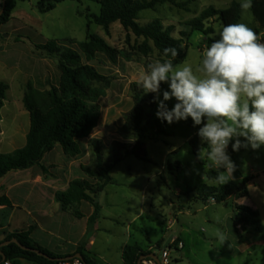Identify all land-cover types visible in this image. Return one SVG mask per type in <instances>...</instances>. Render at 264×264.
<instances>
[{"label":"rangeland","instance_id":"374dc122","mask_svg":"<svg viewBox=\"0 0 264 264\" xmlns=\"http://www.w3.org/2000/svg\"><path fill=\"white\" fill-rule=\"evenodd\" d=\"M179 1L188 4L187 10L164 4L155 10L142 12L138 23L145 25L158 19L165 27L172 26V36L175 39L183 38L189 44L184 51L183 62L178 65L191 66L200 75L197 69L201 66L204 52L211 45L209 39H219L218 33L223 25L216 18L205 22V28H212L214 32L206 36L193 31L190 22L209 7L216 10L227 9L234 2L241 3V0ZM38 2L39 0L18 2L16 19L9 26L2 27L5 34L2 35L0 43L5 49H20L25 44L28 52L36 54L32 47L34 44L56 41L79 51L78 44L86 41L90 26L91 34L105 39L112 48L131 56L130 61L120 56L116 63H112L105 55L100 54L89 62L99 73L111 79V85L99 101L101 118L98 127L89 138L81 141L84 155L80 159L66 160L61 146L57 145L42 161L47 167V173L57 177V185L61 189L83 176L80 166L96 168L92 147L94 140L100 141L105 161L109 160L115 150H120L124 156L121 144L127 149L135 145L133 137L120 134L126 114L134 106L131 84L137 83L149 63L163 62L165 59L155 50L147 56L133 50V46L136 43L141 44L143 40H136L131 34L129 41L127 31L119 23L111 26L109 35L99 25L90 24L87 15H99L98 3L88 0L65 1L58 4L53 11L41 14L37 9ZM239 23L252 28L260 41L264 42V30H257L250 9L243 10ZM183 32L188 36L183 37ZM47 59V69L40 65L30 77L25 78L22 70L18 68V74L14 77L17 80L11 83V77L7 78L0 71V82L11 85L1 111L0 144L8 145L3 148V152H11L26 145L30 115L24 107L23 97L27 83L31 82L43 91L49 90L51 85H59L61 73L57 64L55 60ZM83 61L87 63L85 57ZM45 74L47 79H41L39 75ZM165 90H169L168 84L162 83L160 99H163L162 93ZM165 103L171 109L176 100L173 98ZM156 111L157 103L147 111V122L150 125L144 138L143 150L147 161L134 155L124 156L123 161L111 173L113 183L97 196V202L102 207L97 222L99 231L93 236L95 243L92 244L94 246L90 249L91 252L86 255L101 264H124L120 252L127 241L129 244H138L148 252L150 242H157L165 227L172 221L173 233L177 237L182 233L184 248L177 251L172 248L170 264H264V146L257 150L242 147L239 151H233L230 143L227 149L236 165L234 181L249 180L248 198L234 195L226 203H212V199L204 203L198 197V188L202 185L218 187L220 184L208 177L210 171L217 170L208 167L207 161L198 160L194 153L196 147H206L197 135L202 125L193 126L191 118L168 124L155 116ZM160 131L164 134H159ZM239 139L242 142L244 140L243 137ZM176 164H180V167ZM220 171L225 169L221 168ZM24 193L25 191L19 189L13 190L11 195L16 203H21L25 198ZM54 204L59 206L56 202ZM21 206L22 209H9L4 213L1 211L0 225L11 231L25 229L29 217L25 211L26 206ZM237 206H248L257 210L260 225L247 228L238 225ZM77 209L84 214H90L93 206L82 203ZM220 233L226 237L223 243L218 239ZM162 252V248L150 249V253L157 255L160 260Z\"/></svg>","mask_w":264,"mask_h":264},{"label":"trees","instance_id":"16d2710c","mask_svg":"<svg viewBox=\"0 0 264 264\" xmlns=\"http://www.w3.org/2000/svg\"><path fill=\"white\" fill-rule=\"evenodd\" d=\"M19 1L27 0H7L4 13L0 17V28L11 20V16ZM65 1L81 0H39L37 9L41 14L53 11L58 4ZM100 5L99 15L89 14L90 24L95 23L102 27L107 35L113 24L119 23L127 31V39L130 41L131 34L136 40L142 39L141 44L136 43L133 50L149 55L154 50L164 58L178 65L184 60V51L189 44L184 39H175L172 36L174 28L165 27L163 23L156 19L145 25L138 23L139 16L146 10H155L158 6L170 4L178 9L187 10V3L179 0H88ZM241 3L234 2L227 9L216 10L209 7L204 10L199 17L190 22L193 31L201 32L206 36L212 35V28H205V22L211 19H218L223 26L239 23L242 19L243 9ZM251 12L258 29L264 30V0H253ZM86 41L78 44L79 51L66 44L56 41H49L45 44H34L32 47L36 54L55 60L61 73L59 85H51L47 91H41L29 82L23 97V104L30 115V129L27 134L26 145L11 153L0 154V180L11 172L30 169L39 166L43 173L47 169L41 166L44 157L51 153L57 145H60L63 154L68 160L83 156L84 149L81 140L91 136L98 127L101 118L100 99L106 95V90L111 85V79L99 73L89 62L95 60L98 55H105L112 63H116L119 57L130 61L131 56L121 53L112 48L105 39L91 34L88 26ZM187 37L186 32L182 33ZM19 38H22L19 35ZM213 40L209 39V44ZM210 46V45H209ZM174 47L178 51V56L172 57L169 53L164 55V49ZM83 57L87 63H84ZM9 86L0 82V112L7 99ZM131 94L134 102L132 110L126 114L125 124L120 129V134L124 137H133L136 141L131 149H127L121 144L124 156L134 155L138 159L147 161L143 155L144 138L148 132L150 123L147 122V111L155 105L154 95L145 93L137 83L131 84ZM1 121V114H0ZM166 122V121H165ZM159 134H164L160 131ZM96 157V168L91 169L81 166V171L88 179H76L70 182L67 191L57 192L55 201L62 205L66 211L72 210L82 202L90 203L94 207V213L88 220V230L97 222L100 217L101 206L97 202V196L102 193L108 185L113 183L112 171L120 164L124 156L120 150H115L108 161H105V154L100 141L92 142ZM198 147L194 153H198ZM179 168L180 164H176ZM171 169L172 167L169 166ZM217 171H210L208 177L215 179ZM248 179L241 181L231 180L218 187H208L202 185L198 188V197L204 203L214 199L215 203H226L234 195L248 198ZM13 204L8 196H0V208L13 209ZM3 213V212H2ZM74 215L81 219L84 217L79 210H74ZM238 225L243 227H253L260 225L259 213L248 206H237ZM236 225V226H238ZM2 226L0 225V228ZM35 227L30 226L27 230L14 231L5 234L0 240V245L16 239L22 246L39 250L48 258L39 256L30 251L21 249L16 244H11L0 249V264L10 261L12 264H22L27 261L32 264H58L51 259H63L81 254L86 264H99L95 259H91L82 252L86 245V236L80 242L77 252L73 255L61 256L42 247L31 237ZM163 242L157 244L158 249L163 247ZM3 253V255H1ZM151 253L144 252L138 245H127L122 252L124 264H138L141 256Z\"/></svg>","mask_w":264,"mask_h":264},{"label":"clouds","instance_id":"9594fccd","mask_svg":"<svg viewBox=\"0 0 264 264\" xmlns=\"http://www.w3.org/2000/svg\"><path fill=\"white\" fill-rule=\"evenodd\" d=\"M240 7L251 9L252 0H241ZM218 36L203 54L200 75L191 66L155 61L137 84L145 93L156 94L155 116L162 122L191 118L193 126L202 125L197 135L206 147L198 149L197 159L216 169L215 180L223 185L234 179L236 170L227 152L230 143L233 151L264 146V42L244 23L225 25ZM169 53L178 56L174 47L164 49L165 56ZM162 83L169 90L160 99ZM173 98L176 103L169 109L165 102ZM218 239L226 241L223 233Z\"/></svg>","mask_w":264,"mask_h":264},{"label":"crops","instance_id":"0c3cea01","mask_svg":"<svg viewBox=\"0 0 264 264\" xmlns=\"http://www.w3.org/2000/svg\"><path fill=\"white\" fill-rule=\"evenodd\" d=\"M3 2L4 0H0V11L2 9ZM16 9L14 10L11 16V20L7 24L3 25L2 27L9 26L10 23L16 19L15 18ZM2 27L0 28V39L2 35L5 34L4 30H2ZM13 30L17 31V29H13ZM23 45H24V48L21 47L20 49L8 50V49H5L4 46H2L0 43V71L6 74L7 78L8 76L11 77L9 79L10 83L17 80L14 77H16L18 74L17 73L18 68L22 70V73L26 78V77L33 76L34 72L37 70V68L40 65H42L41 67H46V69L49 66L47 58L42 59L41 55L32 54L30 51L28 52V48L25 46V44ZM12 74H13V77H12ZM39 76L41 79H47V74L39 75ZM8 86H9L8 91H10L11 85H8ZM34 87L38 90H41L37 88L35 85ZM1 121H2V116H1ZM0 146L2 147V148L0 147L1 148L0 154H7V153L13 152V151L3 152V148L8 146L6 144L3 146L0 144ZM81 157L77 159H80ZM64 158L67 160L65 155H64ZM42 163L43 162H41V166H44L47 169V167ZM56 168L58 169V167ZM80 169H81V166H80ZM82 175L83 176H81L78 179H88V178H85V175L83 172H82ZM56 178L57 177H55L52 174L43 173L39 166H34L27 170L11 172L0 180V196L2 195L8 196L14 206L13 209H22L21 205L26 206L25 211L29 217V220H28V223L25 229L23 230H27L30 226L35 227V230L31 237L39 245H41L42 247L58 255L68 256V255H73L77 252L80 242L86 236V245L82 248V252L86 255L87 252L88 253L91 252L90 249L94 246L92 245L93 243H95V237L93 236H95L97 232L99 231L98 225H97V222L99 219L92 226V228L88 230V220L90 216H92V214L94 213V207H93V211L90 214H84L82 212L84 217L79 219L74 215L73 212L75 209L79 210L77 209V206H80L82 203H87V202H82L81 204L75 206L74 208H72V210H69V211L64 210L62 205L59 203H58L59 206H55L54 204L56 202L55 194L57 192L67 191L69 184H70L68 183L66 187H63L60 189L57 185ZM19 189L21 191L22 190L25 191L24 193L25 198L23 199L21 203H16L11 193L13 190H19ZM7 210L9 209L2 208L0 209V212L2 211L4 213ZM101 211H102V207H101ZM173 225H174V222L172 221L169 222V226L165 227V231L163 232L162 237L155 243L150 242L149 251L147 253H150V249L152 247L158 248L157 247L158 243L163 242L165 244L172 236L173 238H172V241L169 247L173 248L172 242H173V239L175 238L179 239V241L183 243L182 233L179 237H177L172 231ZM11 232H14V231H11L8 227H1L0 228V240L4 239L5 234L11 233ZM127 245H138V244H129L127 241L124 244V246L121 248V252H120L121 257H122L123 249ZM141 249L143 250L142 247ZM24 263H29V262L22 261V264Z\"/></svg>","mask_w":264,"mask_h":264},{"label":"water","instance_id":"95a60500","mask_svg":"<svg viewBox=\"0 0 264 264\" xmlns=\"http://www.w3.org/2000/svg\"><path fill=\"white\" fill-rule=\"evenodd\" d=\"M6 1H7V0H4V2H3V6H2V9H1V11H0V17H1V15L4 13L5 6H6ZM172 238H173V236H172V237H171V238H170V239H169V240L163 245V247H162L163 250H170L169 245H170V243H171V241H172ZM11 244H16V245H18V246H19L21 249H23V250L30 251V252H33V253H35V254H38L39 256H42V257L48 258L47 255L41 253L39 250L29 249V248H26V247L22 246V245H21L16 239H13V240H11V241H7V242L1 244V245H0V249H1L2 247H5V246L11 245ZM1 255H3V253H1ZM73 258H78V259L83 260V256H82L81 254H76V255H74V256L67 257V258H63V259H51V260H52V261H57V262H59V261H61V260H65V259H73ZM147 259H152V260H154V261L156 262V264H161V263H160V260H159V258H158V256L155 255V254H149V255H146V256H141L140 259H139V261H138V264H141L144 260H147ZM3 260L5 261V258H3ZM99 264H101V263H99Z\"/></svg>","mask_w":264,"mask_h":264},{"label":"built area","instance_id":"2783aa9c","mask_svg":"<svg viewBox=\"0 0 264 264\" xmlns=\"http://www.w3.org/2000/svg\"><path fill=\"white\" fill-rule=\"evenodd\" d=\"M212 203H215V200L212 199ZM172 246L174 248V251L182 250L184 248V245L179 239L175 238L173 239ZM172 251V247H170V250H163L162 252V259L160 260L161 264H170L169 258ZM4 264H12L10 261H4ZM58 264H86L83 260L78 258L73 259H65L58 262ZM141 264H156V262L152 259L144 260Z\"/></svg>","mask_w":264,"mask_h":264}]
</instances>
